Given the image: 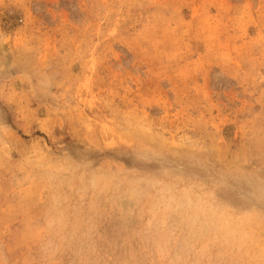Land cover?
<instances>
[{
	"label": "rangeland",
	"instance_id": "rangeland-1",
	"mask_svg": "<svg viewBox=\"0 0 264 264\" xmlns=\"http://www.w3.org/2000/svg\"><path fill=\"white\" fill-rule=\"evenodd\" d=\"M0 264H264V0H0Z\"/></svg>",
	"mask_w": 264,
	"mask_h": 264
}]
</instances>
